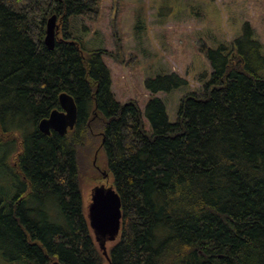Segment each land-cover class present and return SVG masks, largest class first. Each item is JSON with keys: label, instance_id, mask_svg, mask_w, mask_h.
<instances>
[{"label": "trees", "instance_id": "obj_1", "mask_svg": "<svg viewBox=\"0 0 264 264\" xmlns=\"http://www.w3.org/2000/svg\"><path fill=\"white\" fill-rule=\"evenodd\" d=\"M99 12V0H0V146L18 143L0 163V264H264V45L253 28L202 44L212 66L203 93L183 98L176 122L152 97L148 131L138 103L116 99L105 50L69 29L71 16ZM52 14L63 35L49 49ZM186 82L172 72L146 84ZM62 92L76 101L75 127L43 133ZM94 136L123 209L109 257L81 190L79 151Z\"/></svg>", "mask_w": 264, "mask_h": 264}, {"label": "rangeland", "instance_id": "obj_2", "mask_svg": "<svg viewBox=\"0 0 264 264\" xmlns=\"http://www.w3.org/2000/svg\"><path fill=\"white\" fill-rule=\"evenodd\" d=\"M99 1L98 17L73 15L69 29L87 50H105L102 58L110 69L116 99L121 103L136 101L148 131L152 128L146 107L152 97L164 101L170 121L176 122L183 98L187 94L203 93L212 66L200 48L202 44L216 47L217 42L228 43L248 23L264 45V0ZM58 24L57 36L61 37L63 27L59 17ZM172 72L187 82L170 92L150 91L146 84L148 78ZM11 140L12 137L3 140L4 146H0V163L9 150L6 145L15 144ZM92 142L93 145L79 151L81 190L85 188L86 192L101 174L97 166L107 169L105 154L97 151L98 136ZM14 153L12 150L10 164ZM2 174L0 167V177ZM82 193L85 201L86 194L83 190ZM116 240L107 242V250Z\"/></svg>", "mask_w": 264, "mask_h": 264}, {"label": "water", "instance_id": "obj_3", "mask_svg": "<svg viewBox=\"0 0 264 264\" xmlns=\"http://www.w3.org/2000/svg\"><path fill=\"white\" fill-rule=\"evenodd\" d=\"M58 15L52 14L46 22L45 44L49 49L56 45L58 35ZM60 109L53 110L50 115L39 122V130L50 134L56 131L66 134L75 127L78 118V107L74 97L68 92L59 96ZM121 197L114 185L98 186L93 190L92 201L88 207V219L96 241L103 253L109 257L107 242L114 241L122 229L123 211ZM54 264H58L55 262Z\"/></svg>", "mask_w": 264, "mask_h": 264}, {"label": "flooded vegetation", "instance_id": "obj_4", "mask_svg": "<svg viewBox=\"0 0 264 264\" xmlns=\"http://www.w3.org/2000/svg\"><path fill=\"white\" fill-rule=\"evenodd\" d=\"M59 29H58V34H59ZM70 131V130H69ZM16 137V136H15ZM17 139V137H16ZM18 139H19V136H18ZM20 142V140H19ZM14 156V155H13ZM13 164L16 166V162H15V159H13ZM97 171H99L101 174L100 176L97 175L94 179H95V182L92 183L91 187L89 188V190L86 192V189L83 188V192L86 194V200L84 201L85 202V207H86V212H87V215H88V207H89V204L91 203L92 201V194H93V190L98 187V186H106V187H109L111 185H114L111 181H110V173L108 172L107 169H102L101 170V167L97 166ZM83 195V193H82ZM84 199V198H83Z\"/></svg>", "mask_w": 264, "mask_h": 264}]
</instances>
